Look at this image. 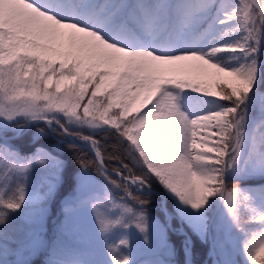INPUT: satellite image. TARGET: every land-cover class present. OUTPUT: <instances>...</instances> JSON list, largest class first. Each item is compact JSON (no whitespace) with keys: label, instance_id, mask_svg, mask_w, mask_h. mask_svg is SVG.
Wrapping results in <instances>:
<instances>
[{"label":"rangeland","instance_id":"rangeland-1","mask_svg":"<svg viewBox=\"0 0 264 264\" xmlns=\"http://www.w3.org/2000/svg\"><path fill=\"white\" fill-rule=\"evenodd\" d=\"M249 1L257 11L246 0H0V43L16 40L0 55V132L34 118L67 131L129 118L181 222L170 224L164 203L161 220L132 198L151 192L139 177L144 189L128 182L119 196L81 167L58 202L59 166L34 189L29 162L0 154V195L16 183L27 200L22 243L4 264H179L165 232L180 226L191 264L183 224L215 264H264L239 244L242 213L264 217V0ZM222 93L244 95L245 107L208 110L195 97ZM229 174L260 180L228 192Z\"/></svg>","mask_w":264,"mask_h":264},{"label":"trees","instance_id":"trees-1","mask_svg":"<svg viewBox=\"0 0 264 264\" xmlns=\"http://www.w3.org/2000/svg\"><path fill=\"white\" fill-rule=\"evenodd\" d=\"M246 1L257 11L249 0ZM227 3L231 6L236 5L234 0H227ZM222 53L226 59L229 51L226 50ZM261 91H264V84ZM195 97L206 109L214 110L229 105L238 107L244 95L238 97L230 95L229 97L222 93L220 98L203 94L195 95ZM245 105L246 103H243L239 107L243 108ZM39 130L40 133H38ZM68 131L76 141H79V137L88 138L87 144L90 143L95 147L102 156V162L107 169L118 171L126 177H139L151 189L150 193H146L133 188L131 189L132 198L142 202L146 209L155 213L161 220H163V212L160 210V205L164 203L166 211L170 213L168 216L170 224L176 227L181 223L175 215L171 200L165 197L162 182L157 176L150 173L140 160L132 142L134 132L131 131L129 118H121L116 123L110 120V124L93 131L72 128H69ZM13 133L14 131L9 128L0 132V154L8 158L14 157L19 162H29L31 186L34 189L43 188L42 175L44 172L59 166L60 180L54 191V199L59 202L63 196L72 192L77 182L78 170L85 167L106 183L115 194L126 195L128 181L117 174L102 169L94 153L71 141L57 124L51 123V127L48 128L43 121H35L24 127L18 135L12 136ZM4 135L10 137H4ZM258 180L260 178L255 176L243 178L229 174L226 177L225 190L232 192L235 188L253 184ZM127 199L132 202L129 198ZM26 202L24 194L16 183H13L0 195V264H4L6 258L15 252L22 243L24 220L21 213ZM183 227L192 239L191 264H209L211 259L209 243L200 241L184 224ZM239 232V244L246 251L249 261L252 263L264 262V217H251L242 213ZM165 234L167 240L174 245L175 256L172 259H177L179 264H183L185 247L182 245V238L184 235L176 233L168 227ZM37 262L38 258H33L29 264Z\"/></svg>","mask_w":264,"mask_h":264},{"label":"water","instance_id":"water-1","mask_svg":"<svg viewBox=\"0 0 264 264\" xmlns=\"http://www.w3.org/2000/svg\"><path fill=\"white\" fill-rule=\"evenodd\" d=\"M34 121H48V122H51L53 124H57L67 134V136L69 137V139L71 141L76 142L80 146L85 147V148L89 149L90 151H92L94 153L96 159L98 160V162H99V164H100V166H101L102 169L106 170L107 172L117 174L120 177L126 179L128 182H131L132 184H134L136 187L141 188V189H144L143 187H141L140 184H138L137 182H135V179L134 178L126 177V176H124L122 173H120L118 171L107 169L104 166L103 162H102V156L99 154V152L94 147H92V146H90L88 144H85V143L76 141L72 136H70V134L68 133V131L59 122H57L56 120L47 119V118H34V119H29V120L25 121L24 123H22L21 126L17 129V131L12 136L17 135L25 126L29 125L30 123H32ZM4 137H10V136H5L4 135ZM163 210H164V207H163ZM179 232L180 233H184V231L182 230L181 226H180V231ZM188 253H189V248L187 249V252L185 253V263L186 264H189V261H188ZM211 257H212V263L211 264H214L213 259L215 258V253H214L213 249L211 251Z\"/></svg>","mask_w":264,"mask_h":264},{"label":"bare ground","instance_id":"bare-ground-1","mask_svg":"<svg viewBox=\"0 0 264 264\" xmlns=\"http://www.w3.org/2000/svg\"><path fill=\"white\" fill-rule=\"evenodd\" d=\"M171 1V0H170ZM13 4H15V5H17V7H19V5H21L20 3L18 4V3H11V5L9 6V7H7V11L9 12L8 14L10 15L11 14V16L13 15V18H15V15L17 14H13V7H12V5ZM8 5V4H7ZM15 9V8H14ZM30 9V8H29ZM20 19V18H19ZM19 23V22H18ZM25 23V22H24ZM14 24V23H13ZM15 25V24H14ZM11 28V27H10ZM14 28V27H13ZM12 28V29H13ZM11 29V30H12ZM16 29H20V26L19 25H17V27H15V29L14 30H16ZM13 30V31H14ZM6 31V30H5ZM6 33V32H5ZM19 34V33H18ZM3 36V35H2ZM18 37V36H17ZM14 38V37H13ZM18 41V40H17ZM15 42H16V40L14 39V40H12V41H10V40H4V41H2L1 43H0V49H2L1 50V52H0V55L4 58L6 55L8 56V53H10L9 51L10 50H12V48H14L15 46H16V44H15ZM28 44V43H27ZM18 46V45H17ZM15 50V49H14ZM23 50V49H22ZM15 52V51H14ZM9 58H11V57H9ZM8 58V59H9ZM195 126L197 125V124H194ZM25 127H27V126H25ZM264 163V162H263ZM135 182H136V180H135ZM214 264H215V262H214Z\"/></svg>","mask_w":264,"mask_h":264}]
</instances>
